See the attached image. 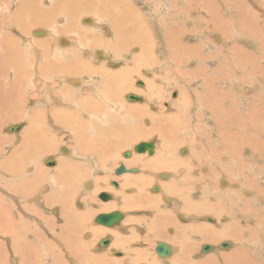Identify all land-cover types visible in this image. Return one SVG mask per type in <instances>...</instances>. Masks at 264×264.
<instances>
[{
    "label": "bare ground",
    "instance_id": "1",
    "mask_svg": "<svg viewBox=\"0 0 264 264\" xmlns=\"http://www.w3.org/2000/svg\"><path fill=\"white\" fill-rule=\"evenodd\" d=\"M13 1L12 0L9 1V5L11 6L10 8H5V10H1V8H0V26H1V30L2 29H7L6 30V34H4L5 32L0 30L1 31V33H0V48L1 49L0 50L7 51V53L9 51L11 53V54L10 53L9 54L5 53L4 55H3V53L1 54L3 56L0 58V64H1L0 67L3 68V69H1V68L0 69L3 70V71L0 72V79H3V78L5 79V77L7 75H5V76H2V75L7 74V72L5 73V71L10 66L11 63H12L11 65H16V66L12 67V68H14L13 70H15V69L17 70V68H20L19 67L20 65L18 63L19 57L17 58V56L14 54V52H15L14 51L15 47H14V44H13L14 41H13V39H10V38H12L11 36L13 35V34L11 35V31L13 30L12 28H14L12 26L15 25V26L19 27L21 25L22 27H24L23 28L24 30L27 28L28 25L35 26L36 24H45L46 27L43 26V28H40L42 30H40V29L38 30L37 27H34L33 29L28 27L29 30H31V33H30V35H27L28 36V40L25 39V41L26 40L27 41L26 42L24 41V42L25 43L30 42L31 45H32L31 47H33V51L30 50V52H29L32 55L27 54L28 50L25 53L29 57L28 58V60H29L28 66L32 67L31 69H29L30 68L29 67L28 68L29 70H25V71H28V73L30 75L29 76L30 82L28 83V87H27V89H28L27 91L28 92H26V94L24 93L25 95L16 94L17 92L21 93V90L18 89V87L16 86L18 84L15 83V82L20 81L22 79V77L21 78H16L15 80H13L11 88H12V91L16 90L15 95H16L17 98L14 99V104H12V106H9V107L7 106L9 104L5 103V101H3V103H2L1 99L3 97L0 99V107H1L0 109H2V111H3V114L0 115L1 116L0 118L2 119V117L5 116V118L7 117L9 119H12L17 114L19 116V114L25 113V115L27 114V117L29 116L28 117V122H29L28 124L30 125V128H31L29 130H37L38 129V125H40L41 123L44 125L43 112L45 110L44 109L37 110L40 107L35 109V106L32 105V103H31V106L29 105L30 108L27 109V111H26V108H28V103L26 105V101H27L26 98H28V100L34 101L35 104H39V106H43V108H45V109L47 108L48 113H47V116H46V118H47L46 124H45L46 126L49 123L50 124L54 123V125L57 124L56 125L57 129H60L62 131L70 132L73 135V137H74L76 146L78 147L77 151H73L72 149L71 150L73 152H71V151L69 152L68 151L69 152L68 153V157L69 156L72 157L73 160L69 161L68 157H67L68 159L65 158L66 162L64 163V168L61 170V171L64 172V178L65 179L66 178H70V180H68L70 182V184H69V182H67L69 184L70 191H67V190L64 189L65 186H64V184L61 181H56L57 180L56 179V175L53 174V173H50L48 175V178H50V180H47L48 183L46 181V187H50L51 185L53 186L55 183L59 184V182H61L63 184V186H62L63 188L60 187L58 189V187H57L56 189L59 190L58 193L59 192L61 193V191L64 194H68V193L73 192V191H71V188H74V183H75L74 180L76 181L77 176H75V174L73 173L72 170L78 168V170H79L78 172L84 173L83 172L84 168L80 165V163L81 164L84 163L85 165L87 164V165H90L92 167H95L96 165L93 164L94 163L93 155L96 157L97 161L100 160L99 158H102V157L107 155V152L109 151V145H110V142L112 140L111 141H107L106 140L107 142L104 141V140L100 141V142H97V141L93 140L88 135L89 133L87 134V131L90 132V131L93 130V129L90 130L89 128L90 127L92 128V125L95 124V122L93 120V118H96L95 113L98 112L100 114V110L98 111V109H100V108H103V111H105L106 109L109 108L111 110L110 112H112V110L117 112V109L119 107H122L121 106L122 104L120 105V103H115V99L113 97V95H114L113 93L116 92V91H119V89L117 87V84L119 85L120 90L122 92L124 90L133 89L134 87H132L131 84H133L132 83L133 82L132 79L134 80V78H132V76H135V77L140 76L141 72H143L145 70L147 71L146 73H148V74H149V72H148L149 70H152L154 72L153 76L151 75V77L148 78L149 80L147 79L148 82L146 83L147 86H145L146 90L144 91L147 94V96H148L149 102H147V104H141V102H137V103H140V104H137V103L136 104H132V105L126 104L122 108H124V110L127 108V110H125V111H126V114L129 117L130 116L131 117H135L136 119L140 118V123H141L142 127L139 126V127H141V128H139L140 129L139 132L137 131L138 128H137L136 131H137V133H139V135L141 134L140 135L141 137L145 138V137H149L150 135L157 134L159 137L161 136V138H162L161 142H157L156 140H149V141H145L144 140L145 142H150V141L154 142V145H155V150H154L153 154H157V156L150 158L148 160L149 161V165L147 166L149 171L152 172V174H154L155 176L158 175V174H156L159 171L158 167H160L161 171H162V170H164V168H166V166H171V167L176 168L177 166L180 165V167L183 170H185V172H186L185 174H183V177L186 178V180H189L190 173L194 172L193 170L196 169L199 165H201L200 162H204L205 164H207V163L212 164V162H215L216 164L217 163H219V164L221 163L220 166L222 165V167H220V168L221 169L223 168L222 174L223 173L226 174L227 172H230L231 169H232V171L234 169V168L231 167V162L229 161L230 163H226L225 162L226 160H231L232 163L237 166L236 167L237 170L239 168V165L240 164L242 165V163H240V164L238 163L239 161H237V159H232V157L236 158L235 156H238L239 155L238 153L241 152V151L238 152L239 151L238 150L239 149V144H238L237 140L239 139V136L237 135V131L234 130L235 128H237L240 125L239 117H238V115H235V112H236L235 111V107H237V105L234 106L233 108H229L228 109L229 110V115L227 116V117H229L232 120L236 119V125H235V123H233L234 125L227 124V123L224 125V122L221 119L218 118V113L220 112V110H225V112H228L227 109H226L227 107H223L222 103H221V101L223 102V101L226 100V96H224V94L222 93V88H224V84L229 81L228 74L225 72L226 69L222 68V67H224L223 66V62L228 63L230 61V63H232L234 65V67L231 66L232 67L231 69H237V67L239 65V62H238V60L235 57H233V56L230 57V55L232 53L230 55L229 54L225 55V54L222 53V49H224L225 52H229L230 51V49L227 48L225 43H223V45H225L223 47V45L218 44L216 40H214V41L212 39L208 40V38H207L206 41H203V39L201 38L198 42H195V43H191L190 41H187L186 39L189 37V35L188 36H186V35L188 33H190L191 30L193 31V29H191V28H190L191 30L188 29L187 25H185L184 31H179L178 33H175L174 32V28H171L169 30V32L167 33L165 28H164V26H166V25L164 23H162L160 21V19L156 18V17H159L160 15L156 16L157 11L155 10V8L159 7L162 3L164 5V3L167 2V0H163V2H162V0H146V2L144 3V5H146V6H143V7L141 6V4L143 2L142 0H87L85 2H82L80 0H63V2L62 1L58 2V4H57L58 6L57 7L55 5V6H52L51 8L44 6V4L49 3L51 0H21V2L23 3V6L20 5L21 7H19V6L16 7L15 6V2H13ZM17 1H19V0H17ZM46 1H48V2H46ZM174 1H175V5L178 4L179 1H180V4L182 6L180 5L181 8L178 7L177 9H174V8L171 7V9L169 11H172V13L175 11L176 15L179 14V16H181V17L183 16L182 18H183V22L184 23L189 20V17L193 13V16H191V17H193V19H196L198 31L210 32L212 35H214V33H215V37L214 38L219 36V34H217V33H224L225 32L226 35H228V33H231V34L234 35L233 37H235L236 34L234 33V31L238 32L239 33V36H237L238 37V42H235L233 40V38L230 39V40H233V41H230L229 39H226V40L228 42H230V43H236L235 45H237L238 51L235 52V54L237 56H241V57L245 58V60L248 63H250L252 61L251 62L252 65L249 66L248 69H244L243 70V71H245L244 73L249 74V73L254 72L255 66H256L255 65L256 62H254L255 61L254 57H256V56H255V53L252 52L250 47L253 45V42H254V40H252L253 39L252 37L256 38V34L258 33V28H257L256 20L253 17L254 15L251 14V11L249 12V8L251 6L250 3H249L250 1H248V0H199L198 1V0H196L198 2H194L193 4H190L193 0H177V1L174 0ZM167 3L170 4V1L167 2ZM65 4H66V7H65ZM126 4H127V7L125 6ZM61 5H64L65 8L63 7V10H58L59 6L61 8ZM147 6H148V9H147ZM166 6H168V5H166ZM198 6H200V8H197ZM231 8H234V9L231 10ZM164 9H165V5H164L163 10ZM56 10H58L59 13L63 12V14L65 15V16L63 15L64 22H65L64 24L65 25L64 26L61 25V27H57L56 26L57 21L55 19L56 22L53 25V27H48V26H50L49 25L50 24V19H53L51 17V15H49V14H52V12H55ZM68 10H70V11L72 10L71 13L69 12L70 14H66ZM144 10H146V11H144ZM166 10H168V9L166 8L165 11ZM180 10H182V14L180 13L181 12ZM195 11H197V12L200 11V13H197ZM79 12L80 13L82 12L84 14L85 13H89V14L95 15V16L89 15L90 17L84 18V19L82 17V21L80 20V23L81 22L85 23L84 24V28L85 29L86 28L87 29L88 28L94 29L93 26L98 29V26L101 23L104 24V26L101 28L102 31L104 32L103 34H100V33L96 34L95 33L96 35H94V36H92L93 34L91 35L93 37V41L92 42H94V46H93L94 50H92V51L90 50V48L89 49H85V48L88 47L87 44H89L90 41L81 42L82 44H84V46H85V48H84V46L82 44H79L80 42L79 41L77 42L76 39H75L74 34L77 33V32L78 33L82 32V31L79 30V27L81 25H79V27H77L75 22H74V19L77 17L78 14H80ZM13 13H14V15H13ZM160 13H161V11H160ZM166 13H167V11H166ZM224 13H226V14H224ZM46 14H47L48 17H46ZM120 14H122V15H120ZM194 14H196V15H194ZM20 15L21 16L24 15L23 17H24L25 21L22 19L23 17L21 18ZM230 15L233 16V20L235 21V26L236 27H234V24H232L231 19L228 18V17H230ZM6 16H8V17H6ZM55 16H57V15H55ZM91 16H92V18H91ZM172 17H173V14H172ZM174 20H175V18H174ZM178 21H180V20H178ZM97 24H98V26H97ZM114 25H117V27H118V29H117L118 30V34L115 32ZM172 27H174V26H172ZM229 27H232L231 31L227 32L229 30ZM23 29H21V30L24 31ZM64 29L65 30H71L70 33L72 35L71 34L70 35L72 37H70L69 35L67 36L65 34V32H64ZM29 30L26 29V32L29 31ZM181 30H183V29H181ZM94 32H95V30H94ZM44 33H45V36H48V37H50L52 39L51 40H46L47 38H43L42 35ZM28 34H29V32H28ZM24 35H26V34H24ZM39 35H40V37H36V36H39ZM202 35H207V34L204 32ZM13 36H15V35H13ZM107 37H111L112 40H108ZM83 38H84V36H83ZM152 38H155L154 46H152V43L150 42V40ZM243 38L246 40V42H243L245 44L242 45L239 40H242ZM14 40H15V38H14ZM217 40H220V39H217ZM53 41L57 45L55 47V50L50 49L53 46V45H50L51 43H53ZM81 41H82V39H81ZM83 41H85V40H83ZM110 41H113V45L112 46H110ZM211 42H212V44H211ZM14 43L16 44V42H14ZM27 44L25 46H27ZM18 45L19 44H17L16 47ZM130 45H133L135 48L137 46H140V47H143V48H142V50H140V52L138 51L139 53L137 52L138 53L137 55H135L136 53L134 54L133 50L131 52H129L130 51V48H129ZM249 45H250V47H248ZM28 46L30 47L29 44H28ZM31 47H30V49H32ZM75 47H79L82 51H85L87 53H90V52L93 53V55H94L93 59L95 60V62L97 64H89V63H87L84 60L85 58L81 59L79 57L78 53L76 54V50L78 48L76 49ZM56 48H57V50H56ZM139 49H141V48H139ZM17 50H18V47H17ZM72 51L75 52L77 60L74 61V63L69 64L70 66H66V65H63V64H58V63H55V62H52V63L48 62L47 66H49L50 69H52L56 73H60L61 72V74H63L64 77L66 76V71L68 69H70V71H72V73L70 72V74L67 75L68 77H65V78H70L69 76H71V75L74 76L75 74H80V73H83L86 76H89V75L92 76V80L91 81H89V79L87 77H85V76L82 77L83 79H85V78L87 79V82H85V84H87V88L88 89H86V91L87 92L90 91V93H94V92L96 93V91H97L96 94H97L98 98L101 97L103 99V101H105L108 105H106L104 103H101V101L100 102L98 100L96 101V98L92 94L90 95V94L87 93L88 95H82V93H81V91H82L81 83H82V80H83L82 78H79V79L74 78V79H70L69 80V81H73L74 83H76L77 85L80 86V93L79 94H77L76 92L72 91L67 86L63 87L62 90L60 89L61 91H59V93H57V90H59L58 88L60 86H62V83H60L61 81L58 80L59 77L57 78L56 77L57 75H55V73H53L54 78H55L54 80L48 81L47 79H45L46 75L41 73L40 68H41V66H46L47 56H51L52 53H60L61 55H65V53H70ZM19 52L23 53V52H25V49L23 48L22 52L21 51H19ZM20 53H19V55H20ZM80 53H82V52H80ZM122 55H125V56L122 57ZM85 57H87V56H85ZM114 58H115V60H121L120 65L124 64V65L121 66L122 67V70H121L122 72L121 73H119V71L118 72L116 71V70L119 69V67L118 68L116 67L118 65H116V63L114 61ZM223 58H226V61H223ZM30 59L33 60V63L30 62L31 61ZM235 64L237 66H235ZM109 66H111V68ZM19 72H21V70H19ZM42 72H44V69L42 70ZM241 72L242 71H240V73ZM129 74H131V75H129ZM16 75H17V73H16ZM17 77H18V75H17ZM241 77H243V76H241ZM6 78H8V76ZM89 78L91 79V77H89ZM140 78L142 79V77H140ZM143 78H145V77H143ZM8 79L12 80L10 78H8ZM164 79L168 80V82L170 84L169 88L172 87L174 89L177 88L179 90V95H178L177 98H173L174 100L169 101L170 107L168 108V110H166L168 112V114H165L164 111H160L161 114H162V117L160 116L158 118L157 115H155V114H157V112L155 113L153 109L157 110V107L161 108L160 100H158V99H160V97L164 96V94L162 92L163 86L165 84ZM197 79H199V80L202 79V81H203L202 83H203L204 86L201 84L202 85L201 89L206 87L205 88L206 89L205 95H202L201 98L194 94V92L192 91L194 89H191L192 85H191V87H188V88L191 89L192 92H190V89L188 91L187 88L185 87L186 82H190L188 80H196V81L199 82V80H197ZM97 80H100L101 83L98 84ZM111 81H113V82H111ZM114 81H117V82H114ZM41 82L43 84L42 87H41ZM194 84H196V82ZM103 85H106V86H104L105 88L103 87L104 89L102 88ZM138 85H141V84H138ZM188 85H190V84H188ZM196 85H198V83ZM26 86H27V84H26ZM2 88L4 89L3 85H2ZM31 88L32 89L35 88V89L31 90ZM99 88H101L102 90H100ZM169 88H168V85H167V89H169ZM105 89H108V90L105 91ZM197 90L198 89H196V91ZM9 91H11V89ZM68 91H71L72 94L69 93L68 94L69 96H67V95L65 96V93H67ZM108 91L109 92L112 91V94H110ZM6 92L7 91H5V93ZM31 93H37L39 95V97L34 99L32 96L29 95ZM3 94H4V91H3ZM119 94L121 96L122 93H119ZM28 95L31 98L27 97ZM103 95L106 98H104ZM129 95H135V96H137L139 98L137 100H131V101H142L143 100L142 96L136 95V94L131 93V92L126 94V98L128 100H130L129 97H128ZM70 96H72L74 98L70 99ZM211 97L213 98V101H212ZM250 98H251V96H250ZM214 100L218 101V103H215V104L218 107L220 106L219 108H221V109L216 110V108L214 106ZM233 100H232V98H228L229 106L231 104H233ZM240 100L241 101H239V104L243 100L245 102H247V107L250 106V109H251L250 117L252 119L255 118L256 116H255V111L253 110V103L250 101V99L248 100V99H245V98H242V99L240 98ZM23 101H25L24 104H22ZM19 104H21V105H19ZM76 104H80V106H78ZM31 107H33V108H31ZM194 107H196V110L194 109ZM198 108L200 109V111L198 110ZM247 110H248V108H247ZM24 111H26V112H24ZM190 111H192V113ZM189 112L192 115V116H190V114H189V116L192 117L193 118L192 120H194L196 123L195 122L192 123L191 128L187 129V131L184 130L185 132H183L184 133L183 135L179 134L181 132V130H182V126L183 125H181V123L183 124V119H185V117H186V119L189 120V117L187 115ZM257 112H258V109H257L256 113ZM161 114H159V115H161ZM164 114H165V116L163 117ZM231 114L234 117H232ZM108 116H110V115H108ZM177 116H179L181 118L184 117V118L181 119V118H179ZM203 117H204L203 120L200 119V118H203ZM21 120H23V119H21ZM192 120H189V121L192 122ZM105 122H107V121H105V120H104V122L102 121V123H105ZM212 122H213V124L215 126H217V127H214V129H213L218 135L216 137L217 138L216 140H217V142H220L222 145H221L220 149L217 148V149H215L214 152L212 151L213 153H211L212 155H210L211 159L208 160V159H204L205 157L201 158V156L205 155V153L203 151H206V149L205 150L203 149V147H204L203 144H201L200 147H198V146H196L195 148L193 147L194 149H196L195 151H193L192 150V144L193 143H192L191 139L195 138V137H201V139L203 140V138H204L203 135H205L208 132L207 128L210 126L209 123H212ZM248 122L249 121H246L244 123V125L246 126L245 128L247 130H251L252 127H254L255 125H253L252 122L250 124ZM99 123H101V121H99ZM145 123H147V125ZM148 123H150V124H148ZM20 124L23 125L22 129L11 131V126L20 125ZM27 126H28L27 122L25 123L24 120H23V122H17V123H12V124H8L7 123V125L5 127V131L10 132L11 134H15V132H19V131L22 132L23 130H26L25 128ZM51 128H53V126H51ZM64 129H67V130H64ZM85 129H89V130H85ZM106 129H107V126H106ZM193 130L195 131L196 136L193 135ZM209 130H211V129H209ZM237 130H238V128H237ZM240 131H241V129H240ZM230 132H232V133H230ZM19 134H20V132H19ZM52 136H54V135H52ZM32 137H33V135H32ZM69 137H71L70 134H69ZM254 137H255V135L252 136L251 139H253ZM47 138H51V137L48 136ZM47 138L44 139L42 137L39 138L38 135L36 136V140L38 139L40 141L43 140V139H44V141H48L49 139H47ZM132 138H134V137H132ZM115 140H116V138H115ZM50 141H52V138H51ZM128 142H129L128 140H125L124 142H122V146H127ZM137 142H138L137 144H139V141H137ZM140 142H142V141H140ZM159 143L161 144V149L162 150L160 149ZM175 143H179L178 146H176ZM33 144L36 145V143H33ZM137 144H135L132 149L131 148L129 149L130 152H131V157H130L131 159L135 155L142 154V153L153 155V154L149 153V150H147L145 152H142V153H137L135 151V146ZM48 145H50V144H48ZM182 145H185V147H183ZM242 145H243V142H242ZM179 147L183 148L184 150L182 151L181 148H179ZM1 148H3V147H1ZM53 148H55V147H53ZM68 148H69V145H68ZM187 148H188V150H187ZM243 148H244V146H243ZM46 149H47V147H46ZM49 150H51V149H49ZM63 150L64 151L66 150V153H67V149L63 148ZM259 150H261V149H259ZM186 151H188L187 156H182L180 154V153H185ZM199 151H201V152H199ZM244 151L246 153H248L249 150L246 151L244 149L243 152ZM45 152H46V150H45ZM47 152H48V150H47ZM51 152H50V155H47L45 157L43 156L44 158H43L42 161H43V163L45 165L52 166V168H55L56 165H57V160H59V157H57V156L55 157L54 156L55 154L52 152L54 154V155H52ZM10 154H11V152H10ZM123 154H124V152H123ZM242 154L244 155V153H242ZM9 155L7 157H9ZM11 155H13V154H11ZM15 156H16V154H15ZM18 156H20V155H18ZM65 157H66V155H65ZM97 157H99V158H97ZM250 157H251V155H250ZM206 158H208V156ZM253 158L255 159V157H253ZM6 159L7 158H5V160ZM105 159H106V157H105ZM136 159L139 160V158H135V161H136ZM219 159L222 160L224 163L219 162L218 161ZM240 159H241V157H240ZM244 159H246V158H244ZM255 160H257V159H255ZM189 161L195 162V164L194 163L190 164ZM241 161H242V159H241ZM29 162H31V161H29ZM128 162H129V160L127 161V163ZM30 164L34 165V163H30ZM30 164L26 165V169L29 168ZM122 164L125 165V162L124 163L122 162ZM12 165L16 166L17 164H13L12 163ZM210 166L211 165H209V168H211ZM59 167L57 168L58 172L60 171ZM97 167H95V168L97 169ZM13 168H16V167H13ZM131 168H136L137 171L136 172H126V173L123 174V175H129V174L134 175V176L129 177V180L127 182L125 181L126 182L125 184H127V183H129L131 181H138L139 180L138 179L139 178L138 175L141 174V169L142 168L139 169L140 167H138V168L137 167H130L128 169H131ZM212 168H214V166ZM212 168L210 170H212ZM220 168L218 167V169H220ZM8 169H7V172H9ZM43 169H42V171H43ZM101 169H103V168H101ZM5 170H6V168H5ZM33 170L31 168L28 171L29 174ZM98 170H99V167H98ZM172 170H174V169H172ZM200 170L202 171L201 168H200ZM34 171L36 172V169ZM40 171H41V169H40ZM178 171H180V170H178ZM214 171H216V170H214ZM12 172L13 171H11V175H12ZM45 172H46V170H45ZM180 172H182V171H180ZM211 172H213V171H211ZM165 174L166 173H163V175H165ZM202 174H203V172L200 174V176ZM215 174H217V173H215ZM227 174H229V173H227ZM43 175L45 176V174H43ZM77 175H78V173H77ZM159 175H161V174H159ZM178 175L180 176V174H178ZM140 176H143V175H140ZM174 176H175V174H174ZM208 176H210V175H207V177ZM1 177H2V175H1ZM57 177L60 179V177H61L60 173L57 175ZM164 177L165 178L166 177L169 178V177H171V175H169V174L167 175L166 174V176H164ZM201 177H203V176H201ZM207 177H206V181H209V179ZM16 178H19V176H17ZM20 178H22V177H20ZM30 178L32 180L31 184H33L32 186H34L35 182L37 180L36 176L35 175H31ZM7 179H9V178H7ZM26 179H28V176H27V178H25V180ZM119 179L121 180V178H119ZM194 179H199V177L196 176ZM18 180H20V179H18ZM228 181H226V182L228 183ZM95 182H97V184H99V183L102 184L101 178H96ZM140 182L143 183V181H140ZM5 183H7V182H5ZM27 183L29 184V181ZM37 184H38V182H37ZM109 184H111V181L109 182ZM114 184L116 185V186L113 185L114 188H119L117 186L116 182H114ZM223 184H225V183H223ZM231 184H232V187H233V181H231ZM14 185H12V186H14ZM84 185H86L88 187L89 183L86 182ZM140 185H141V183H140ZM0 186L2 188V185H0ZM152 186L153 185H151V187ZM154 186H157V185H154ZM4 187H5V185L3 186V188ZM17 187H20V186H17ZM36 187H38V185ZM42 187H44V186H42ZM123 187H124V183H123ZM23 188H25V187H23ZM43 189H45V188H43ZM56 189H53V190H56ZM91 189H93V187ZM109 189H112V188H109ZM119 189H121V188H119ZM158 189H161V187L159 186ZM183 189H185V188H183ZM183 189H178L177 188V190L174 189V192L178 196L182 195L183 193L186 194V191L183 190ZM12 190H14V189H12ZM31 190H32V187H31ZM140 190L141 189H139L138 186H133V185L125 186V192L128 193V196H131L132 199H133V204H132L133 208L139 209V208H143L144 206L145 207L150 206L151 208H153L155 206L154 203H151V202L146 203L147 202L146 200H149V199H147L148 197L143 195V193L140 192ZM223 190H225V189L223 188ZM25 191H28V188L23 189V191H21L22 194H23L22 196H18L17 194H13L12 192H10L8 190H7V193H5V192L3 193L2 190L0 189V264H66V260L69 261V259L72 260V261H70V263H67V264H77L76 263L77 261H79L81 263V261H80L81 256H79V254H80L79 253L80 252L79 248L81 246H83V245L81 243H79L78 241H76L75 238H74V235H75V232H76L75 227H74L73 236H72V239H71L72 243L68 242V244H67L68 247L67 248H65V247L64 248L63 247L62 248L57 247L56 246L57 244H55L54 240L53 239L51 240V237L49 236L48 231H50L49 228H50L51 222H48V220H49V218L50 219L52 217L54 218V216H52V215H54V213H56L55 209H53L54 207H51V206H54V202L53 201L50 202L49 199H48L50 191H47L46 193H44L42 191V189H39L36 192L34 191V193H32V194L29 193V195H28L29 191L28 192H25ZM112 191H113V189H112ZM132 191H134V192L132 193ZM170 191H172V186L170 188ZM251 191H253V190H251ZM103 192H106V191H102L101 193H103ZM261 192H262V190H261ZM119 193H121V191ZM235 193H237V192H235ZM248 193L251 196H255L254 194H251V192H247V194ZM114 197H115L114 194L112 192L108 191L106 198H101V196L99 198H101L102 200L107 202V200L112 201L114 199ZM165 200L167 202H169V203H176L177 202L176 198L168 197V196H166ZM100 201H98V203H100ZM110 201H109V203H110ZM130 201H131V199H130ZM44 203L48 207H50V209H46V208L44 209V207H43ZM131 203L132 202H130V204ZM81 204L83 205V203H81ZM126 204H128V203H126ZM190 204L195 206L194 201H192V203H190ZM115 205H116V203H115ZM215 205H217L218 208H216ZM83 206H85V205H83ZM221 206H222V208L220 207L219 204H217V203L213 204L212 203V204L207 205L204 208V209H208V211L210 210L211 212H213L212 214H203V215H200V216L194 215V216H196L199 219L203 218L204 219V221H203L204 224L208 225L210 227V228H207L209 230L208 232L206 231V229L204 231H202L203 229H201L202 237H200L197 234L199 236V238H201L203 240H207V241H204V242L199 244V251L201 253V256H206V257L203 258V259H200L199 261L197 260V262H195L194 264H214V263H217L218 256H216L215 253L213 254V252L215 250L216 251L220 250L221 248H227V247H224L222 245L223 243H229L230 245H232L234 242L231 243L229 241V238L233 239L236 243H239L238 245H240V247L239 246L235 247V248H233L231 250V252H228V253H226L227 251H223V252H221V254L224 253L223 255L226 256V258L234 256L235 254L236 255H244L245 254V255L249 256V253L246 250L244 245H247L248 242H251V240L249 239L250 236L247 233L244 232V229L247 228L249 230V233L253 234L254 231L252 229V226H249V224H248V226H245V225L241 224L239 221L236 222V220H234L232 222L233 219H231V217H233V216H231L230 213H228L230 215L226 216V214H224V212H223L224 211L223 210V208H224L223 204H221ZM18 207L20 208V210H21V212L23 214H21L20 212L16 211V209ZM105 207L107 208V206L104 205L99 210H102ZM69 208H71V207H69ZM66 209H67V212H68V213L66 212L67 213L66 216L68 218V215H69L68 219H71V216H72L71 215V209H69V211H68V208H66ZM83 209L85 210V208H83ZM241 209H243V213L247 214L246 216L249 218L250 221L251 220L253 221V220L258 218L259 225L261 226V232L264 231V214H259L258 215V212H259L258 209H257L256 206L254 207V206L251 205V201L249 202L248 200H246V205H244V207H242ZM241 209H240L239 212H242ZM252 210H254L253 214L251 213ZM122 211H124V210H122ZM131 211L133 212L135 210H130V212ZM137 211L138 210H136L134 213H131L130 216L131 217L134 216V214ZM162 211H164V210H162ZM248 211H250L249 214L247 213ZM84 212H82V213L79 212L78 213V211L75 210V212H74L75 213V217L76 218H82L81 216L84 215ZM105 212H107V214L108 213L109 214H114V216L112 217L111 222L108 223V224H104V223L96 221V217L98 215L104 213V212L97 213L94 216L95 218H93V217L92 218L94 219L95 223L102 224V225H105V226L110 227V228L111 227L115 228L116 226L121 225V220L124 217V213H127V214L130 213V212H126V211H124V213H122L121 209H117V210H114V211H111V212H108V211H105ZM217 212H220V214H221L220 218H219V216L214 214V213H217ZM158 213L156 212V214H158ZM181 214L182 215L181 216L179 215V216L182 219L185 218V217H189L188 214L187 215L184 214V213H181ZM25 215H30L31 217L35 218L38 221L39 225H37L38 223L37 224L34 223L33 219L26 218ZM172 218H173V216H172ZM224 218H228V220H229L227 224L222 225L221 228H220L222 230H225V232L218 231L219 227L216 228L214 226H211L212 224H214V220L217 222V221H220L221 219H224ZM159 219H162V220L163 219H167V214L163 213V214L159 215ZM62 220H64V219H62ZM133 220H135V218H133ZM140 220H142V219H140ZM153 221H155V220H153ZM188 223H190V222H188ZM179 224H180V222H179ZM156 225H157V228H158L159 225L157 223H156ZM79 226L81 227V223H80ZM131 226H133V225H131ZM170 226L172 227V230L170 232L173 233V236L170 235V237H168L169 239H172V238L174 239V235L178 236V234H182V233H178V231L175 230V227H173L174 225H171V223L169 224V227ZM144 227H145V225H144ZM42 228L45 229L44 232L42 231ZM95 228H96L97 231L107 232V231H105V228H102V226L98 227V225H97V227H95ZM146 228L147 227H145V229ZM226 228H228V230H226ZM153 230H155V229H153ZM70 231H72V227H71ZM84 231H85V229H84ZM131 232H132V230H131ZM128 233L131 234V235L133 234V233H130L129 231H128ZM157 233H160V228L157 229L156 234ZM242 233H244L246 235L245 238L243 237ZM30 234L32 236H30ZM217 235H223V236L221 237L222 239L218 236L221 240L217 244H214V242H215L214 238H217ZM104 236H106V235H104ZM115 236H117V235H115ZM119 236H121V235H119ZM129 236L130 235H128V237ZM162 236H164V235H162ZM69 237H70V234H67L64 239H66V240L70 239ZM52 238L56 239L55 236H52ZM105 238H107V237H105ZM110 238H111V235L108 234L107 242H109ZM130 238H131V236H130ZM145 239H148V238H145ZM158 239H160V238H158ZM181 240H184V235L183 234L181 235ZM62 241H64V240H62ZM90 241H91V239H90ZM164 241H166V240H164ZM156 242H158V241H156ZM151 243H153V242H151ZM161 243L162 244L168 243V244L171 245L170 246L168 244H165L169 248V253L168 254L160 253L158 251V247H156L157 248L156 250H157L158 254L161 257H167V256H169L171 254V252L174 254V251H175L174 250V246L170 242L166 241L164 243L162 241H159L158 242V246ZM114 244H115V242H114ZM251 244H252V242H251ZM205 245L211 246V250L204 251L203 248H204ZM99 246H101L100 243H99ZM182 246L183 245H181V247ZM189 246L190 245H188L187 248ZM88 247H91V246H88ZM110 247H111V245H110ZM71 249H73V250H71ZM138 249L140 250V248H138ZM109 250H111V248ZM116 250H118V249H116ZM177 250H179V249H177ZM57 251H59V253ZM61 251H62V253H61ZM119 251H122V252L125 253V249L124 248H120ZM180 251L178 253H180ZM155 253H153V255L158 260L159 257ZM229 253H231V254H229ZM99 254H102V253H99ZM145 254H147V253L145 252ZM187 254H189V253H187ZM92 255H93V253H92ZM175 255H176V253H175ZM180 255H182V254H180ZM236 255H235V257H236ZM104 256H105V254L103 255V258H104ZM82 257H83V255H82ZM127 257H129V256H127ZM189 257H191V256H189ZM87 258H89V257H87ZM103 258H101V260ZM222 258H224V257L222 256ZM138 259H139V257H138ZM133 260H134V258H133ZM224 260L226 261L225 258H224ZM102 261H104V260H102ZM231 261L233 262L234 260H231ZM95 262L98 263L99 259L98 260L96 259ZM229 262H230V260H229ZM235 262L237 264H246L247 261H246L244 256L243 257L237 256V258L235 259ZM262 264H264V263H262Z\"/></svg>",
    "mask_w": 264,
    "mask_h": 264
},
{
    "label": "rangeland",
    "instance_id": "2",
    "mask_svg": "<svg viewBox=\"0 0 264 264\" xmlns=\"http://www.w3.org/2000/svg\"><path fill=\"white\" fill-rule=\"evenodd\" d=\"M9 1H11V0H0V8H1V10H5V8H10L11 7L9 5ZM61 1L63 2V0H51L49 3L44 4V6L51 8L52 6H55L56 5V7H57L58 6L57 5L58 2H61ZM80 1L85 2L87 0H80ZM142 1L143 2L141 4V6L142 7L143 6H146V5H144V3L146 2V0H142ZM169 1H170V4L167 3ZM169 1L167 0V2L164 3L165 9L166 8L168 9V10H166L167 13H166L165 9L163 10V8H164L163 3L160 5L162 8L160 6L157 7V8H155V10L157 11L156 16H159L160 15L159 17H156V16L155 17L158 18V19H160V21L166 25V26H164V28H165V30H166L167 33L169 32V30L171 28H174V32L175 33H178L179 31H184L185 25H187L188 26V29H190V28L193 29V31L190 29L191 32L186 35V36L189 35V37L186 39L187 41H190L191 43H195V42H198L201 38L203 39V41H206L207 38H208V40H211V39L213 41L216 40L217 43L220 44V45H223V43H225V45L227 46V48L230 49V51L229 52H225V50L222 49V53L225 54V55H228V54L230 55L232 53L230 55V57L231 56L235 57L238 60V62H239V65H238L239 68L237 67V69H231L232 68L231 66L234 67V65L232 63H230V61L228 63L223 62V66L224 67H222V68H225L227 70V71L225 70V72L228 74V78H229V81L228 82L229 83L231 82V83L230 84L228 82L225 83L224 84V88H222V93L224 94V96H226V100L223 101L224 103L221 101V103H222V106L223 107H227L226 109H227L228 112H225V110H220V112L218 113V118L221 119L224 122V125L226 123L227 124H232V125H234L233 123H235V125H236V119L232 120V119H230L227 116L229 115V110L228 109L229 108H233L234 106L237 105V107H235V111H236L235 112V115H238L239 120H240V125L237 127L238 130H237V128H235L234 130L237 131V135L239 136V139L237 140V142L239 144V149H238L239 151L238 152L241 151L242 153H244V155H243L240 152V153H238L239 155L237 154L238 156H235L236 158H233L232 157V159H237V161H239L238 162L239 164L242 163V165L241 164L239 165L238 170L236 168L237 166L235 164H233L231 160H226L225 161L226 163H230L231 162V167L234 168L233 171L231 169L230 172H227L229 174H227V173L226 174L225 173L222 174L223 168L222 169L220 168V167H222V165L220 166L221 163L220 164L219 163L216 164L215 162H212V164L207 163L208 164L207 165L204 162H200L201 165L202 164L203 165L202 166L199 165L198 166L199 168L197 167L196 169H194L193 170L194 172H191L190 173L189 180H186V178L183 177V174H185L186 172H185V170H183L180 167V165L177 166L176 168L171 167V166H166V168H164V170H162V171H161V168L158 167V169H159L158 172L159 173L158 172L156 173L158 175L155 176L154 174H152V172L149 171V169L147 167L149 165V161L148 160L150 158H152V157L157 156V154L149 155V154L142 153V154L135 155L134 157H132V159L131 158H125L123 156V152H126L127 150L130 151L129 149L130 148L132 149L134 147V145L138 143L137 141H139V143H140V141L143 142L144 140L145 141L156 140L157 142H161V139H162L161 136L159 137L157 134H153V135H150L149 137H145V138L141 137L140 136L141 134L139 135V133H137V131L139 132V130H140L139 128L142 127V125L140 123V118L139 119H136L135 117H131V116L129 117L126 114V111H125V110H127V108L125 110H124V108H122L126 104L132 105V104H136L137 102H141V104H147V102H149L148 96H147V94L144 91L146 90L145 89V86H147L146 83L149 80L148 78H150L151 75L153 76L154 72L152 70H149L148 71L149 74H148V73H146L147 71L145 70V71L141 72V75L142 76L141 75L140 76H137V77L132 76V78H134V80H135L134 81L132 79L133 82L131 81L133 83V84H131L132 87H134L133 89L124 90L122 92L120 90L119 85L117 84V87H118L119 91L114 92L113 93L114 94L113 97L115 99V103H120V105L122 104L121 105L122 107H119L118 108L119 110L117 109V112L116 111H113V110H112V112H110L111 110L109 108L106 109L105 111H103V108H100V109H98V111L100 110V114L98 112L95 113L96 118H93L95 124L92 125V128L91 127L89 128L90 130H92V129L93 130L90 131V132L87 131V134L89 133L88 135L93 140H95L97 142H100V141H103V140L104 141H106V140L107 141H111L112 140L110 142V145H109V151L107 152V155L106 156H104L102 158L97 157V158L100 159L99 161H97L96 157L93 155V161H94L93 164L96 165V166L94 165L95 167L98 166L99 167V170H98V167L96 169L95 167H92V166L87 165V164L85 165L84 163H82V164L80 163V165L84 168V171H83L84 173L78 172L79 171L78 168L72 170L73 173L75 174V176H77V178H76V181L74 180V182H75L74 183V188H71V191H73V192L68 193V194H64V193H62V191H61V193L60 192L58 193V191H59L58 189L60 187H62L63 184H64V186H65L64 189L67 190V191H70V187H69L70 182L68 181V180H70V178H66L65 179L64 178V172L61 171V170L64 168V163L66 162L65 161V158L68 157V153L70 151L73 152V151H77L78 150V147L76 146V143H75V140H74L73 135L70 132H68V131H62L60 129H57V126H56L57 124L54 125V123H51V124L49 123L46 126L45 125L46 124V120H47L46 116H47V113H48L47 108L45 109V108H43V106H39V104H35L34 101L28 100V98H26V100H27L26 101V105L28 103V108H26V111H27V109L30 108L29 105L31 106V103H32V105L35 106V109H37L38 107H40L37 110H40V109H44L45 110V111L43 110L44 111L43 112L44 125L41 123L40 125H38V129L37 130H29V129H31L30 128V125L28 124L29 123L28 122V117L29 116L27 117V114L25 115V113L19 114V116L17 114L16 116H14V118H12L13 120L12 119H9L7 117L5 118V116H3L2 119L0 118V177L2 175V177L0 178V181L2 180L0 182V185H2V188L0 186V189L2 190L3 193L4 192L7 193V190H8V191L12 192L13 194H17L18 196H22L23 194H22L21 191H23V189H26V188H28V191H29V192L28 191H25V192H28V195H29V193L32 194V193H34V191L36 192L39 189H42V191L44 193H46L47 191H50L49 198L48 199H49L50 202L51 201L54 202V206H51V207H54L53 209H55V212L56 213H54V215H52V216H54V218L52 217L51 219L49 218V220H48V222H51L50 228H49L50 231H48L49 236L51 237V240L53 239L54 242H55V244H57L56 245L57 247H60V248H62V247L64 248L65 247V248H67L68 247V245H67L68 242L72 243V240L71 239H72L73 231H74V227H75L76 232H75L74 238H75L76 241H78L79 243H81L83 245V246H81L79 248L80 249L79 256H81V259H80L81 263L79 261H77L76 262L77 264H79V263L80 264H94V263L95 264H104V263L105 264H132V263L133 264H135V263L136 264H138V263L139 264H143V263L144 264H156V263L157 264H181V263L182 264H190V263L191 264H194L195 262H197V260L199 261L200 259H203V258L206 257V256H201V253L199 251V244L202 243V242H204V241H207V240H203V239L199 238V236L202 237L201 229H203L202 231H204L206 229V231L208 232L209 230L207 228H210L208 225H205L204 224V222H203L204 219L203 218H201L202 219L201 220V219L197 218L194 215L200 216V215H203V214H212L213 212H211L210 210L208 211V209H204L207 205L212 204V203L213 204H216V203L219 204L221 208H222L221 204H223V206H224V208H223L224 211L223 212H224V214H226V216L227 215H230V214H231V216H233V217H231V219H233L232 222L234 220H236V222L239 221L241 224H243L245 226H248V224H249V226H252V229L254 231V233L251 234V233H249V230L247 228L244 229V232L247 233L250 236L249 239L251 240V242L253 244L252 245L251 242H248L247 245H244L245 248H246V250L249 253V256H247L245 254L244 255H236L235 254L236 257L234 255V256H231V257L226 258V256L223 255L224 253L221 254V252H223V251H227L226 253H228V252H231V250L233 248L238 247V246L240 247V245H238L239 243H236L233 239L229 238V241L231 243L234 242L232 245H230L227 248H221L220 250H217V251L215 250L213 252V254L215 253V255L218 256L217 263H214V264H237L235 262V259L237 258V256H240V257H243L244 256L245 259H246V261H247L246 264H262V263H264V253H263L264 252V231L261 232V226L259 225L258 218L255 219V220H253V221L252 220L250 221L249 218L246 216L247 214L243 213V209L244 208L243 209H241V208L244 207V205H246V200H248L249 202L251 201V205L252 206H254V207L256 206L257 207V209L259 211L258 212V215L259 214H264V159H263L264 158V63H263L264 62V51H263L264 50V0H248V1H250L249 3L251 5L250 8H249V12L251 11V14L254 15L253 17L256 20L257 28H258V33L256 34V38L252 37L253 38L252 40H254L253 45L251 47H250V45L248 46V47L251 48L252 52L255 53V56L256 57H254L255 58L254 59L255 60L254 62H256L255 63V65H256L255 66V70L256 69L257 70L256 71L254 70V72L249 73V74L244 73L245 71H243V70L244 69H248L249 66L252 65L251 64L252 61L250 63H248L245 60V58H243L241 56H237L235 54V52L238 51V47H237V45H235L236 43H230V42H228L226 40V39H229L230 40L231 38H233V40L235 42H238V37H237V36H239V33L238 32H235L234 31V33L236 34L235 37H233L234 35L231 34V33H228V35H226V33L224 32V33H217V34H219V36L216 37V38H214L215 37V33H214V35H212L210 32L198 31L197 21H196V19H193V17H191V16H193V13L189 17V20L186 21L187 23L186 22L184 23L183 22V18H182L183 16L181 17V16H179V14H177L178 15L177 16L175 11L173 13H172V11H169L171 9V7L174 8V9H177L178 7L181 8L182 5L180 4V1L176 5H175V1L174 0H169ZM198 1L193 0L190 4H193L194 2H198ZM13 2H15V6L16 7L23 6V3L21 2V0H19V1L14 0ZM46 2H48V1H46ZM162 2H163V0H162ZM166 5H168V6H166ZM125 6L127 7V4ZM63 7H64V5H61V8L59 6L58 10H63ZM65 7H66V4H65ZM197 8H200V6H198ZM147 9H148V6H147ZM233 9L234 8H231V10H233ZM58 10H56L57 12L55 11V12H52V14H49V15H51V17L53 19H50V24H49L50 26H48V27H53V25L55 24L56 21H57V23H56V26L57 27H61V25L62 26L65 25L64 24L65 23L64 22V17H63L64 14H63V12L59 13ZM71 11L68 10L66 14H70ZM144 11H146V10H144ZM160 11H161L162 14L160 13ZM180 11L179 12L182 14V10H180ZM195 12H197V11H195ZM197 13H200V11H198ZM85 14L81 12L74 19V22H75V24H76L77 27H79V25H81L79 27L81 29H79V30L82 31L81 33H78V32L75 33L74 36H75L76 41L77 42L78 41L80 42L79 44H82L81 42L90 41V43L87 44V46H88L87 48H85L84 44H82V45L84 46L85 49H89L90 48V50L92 51V50H94V47H93L94 46V42H92L93 41V37L92 36H94V35H96L98 33L103 34L104 32L102 31L101 28L104 26V24L101 23L99 26L97 24L98 29L95 28L94 26H93L94 29H92V28H88V29L86 28L85 29L84 28V24L85 23L84 22H81L80 23V20L82 21V17L83 18H88V17H90L89 15L95 16V15L89 14V13H85ZM172 14H173V17H172ZM224 14H226V13H224ZM13 15H14V13H13ZM55 15H57V16H55ZM120 15H122V14H120ZM194 15H196V14H194ZM23 16H21V18ZM92 16H91V18H92ZM6 17H8V16H6ZM46 17H48L47 14H46ZM174 18H175V20H174ZM228 18L231 19L232 24H234V27H236L235 26V21L233 20V16L230 15V17H228ZM22 19L24 20V17ZM55 19H56V21H55ZM178 20H180V21H178ZM43 26H45V24H36L35 26L28 25L26 29L29 30V28L33 29L34 27H37L38 30H39L40 28H43ZM172 26H174V27H172ZM12 27H14V28H12L13 30L11 29L12 30L11 31V35L13 34L15 36H13V35L11 36L10 35L12 38H10V37L9 38L10 39H13V41L16 42V44L13 42L14 47H15L14 48V51L17 53L16 54L14 52V54L17 56V58L19 57L18 63L20 65L19 66L20 68H17L18 71L16 69H15L16 71L13 70L14 68H12V67H14L16 65H11L12 64L11 63L10 66L5 71V73L7 72V74H4L2 76L7 75L8 78H10L12 80H9L8 78H6L7 76L5 77V79L4 78L3 79H0V82L2 83V84L0 83V99L3 97L1 99V101H2V103H3V101H5V103L9 104V105H7L8 107L9 106H12V104H14V99L17 98L16 95H15L16 90L15 91H12V88H11L12 81L13 80H15L16 78H21L22 77V79L20 81L15 82V83H17L19 85V86L16 85L18 87V89L21 90V93L20 92H17L16 94L25 95L26 92H28L27 91L28 90L27 87H28V83L30 82V79H29V76L30 75H29L28 71H25V70H29V69L32 68L31 66H28V64H29L28 63L29 62L28 58L29 57H28L27 54L32 55L29 52H30V50L33 51V47H31L32 46L31 43L30 42H27L32 49H30V47L28 46V44L25 43L28 40V36L27 35H30L31 30H29V31L26 32V29L24 30L23 29L24 27H22L21 25L19 27H17V26L14 25ZM114 28H115V32L118 34V30H117L118 27H117V25H114ZM231 28L232 27H229V30L227 32H230L231 31ZM21 29H23L26 33L24 31H22ZM181 29H183V30H181ZM0 30H1V26H0ZM6 30L7 29H2L1 31L5 32L4 34H6ZM40 30H42V29H40ZM94 30H95V32H94ZM1 31H0V33H1ZM70 31L71 30H65L64 29L65 34L67 36L69 35L70 37H72L71 36L72 34L70 33ZM28 32H29V34H28ZM204 32L207 35H202ZM24 34H26V35H24ZM83 36H84V38H83ZM13 37L15 38V40H14ZM36 37H40V35L39 36H36ZM42 37L43 38H47L46 40H51L52 39V38H50L48 36H45V33L42 35ZM25 39H27V40L25 41ZM81 39H82V41H81ZM107 39L108 40H112L111 37H107ZM217 39H220V40H217ZM83 40H85V41H83ZM233 40H230V41H233ZM239 41H240V43L242 45L245 44L243 42H246V40L244 38L242 40H239ZM150 42L152 43V46H154V44H155V38H152L150 40ZM17 44H19L17 46L18 47V50H17V47H16ZM26 44H27L28 47L25 46ZM211 44H212V42H211ZM50 45H53L52 48H50V49L55 50V47L57 46L56 43L53 41V43H51ZM112 45H113V41H110V46H112ZM225 45H223V47ZM132 46L133 45H130L129 46V48H130V51L129 52H131L133 50L134 51V54L136 53L135 55H137L140 52V50H142V48H143V47H140V46H137L136 48L134 46L133 47ZM23 48L25 49V52L20 53L19 51L22 52ZM57 48H56V50H57ZM75 48L76 49L78 48L76 50V54L78 53V55H79V57L81 59H84L85 58L84 60L87 63H89V64H97L95 62V60L93 59V57H94L93 53H91V52L90 53H87L85 51H82L79 47H75ZM139 48H141V49H139ZM26 51H27V54H25ZM80 52H82V53H80ZM2 53L4 55L5 53L6 54H9L10 52L8 51V53H7V51L0 50V58L3 56V55H1ZM19 53H20L21 56L19 55ZM76 54H75L74 51H72L70 53H65V55H61L60 53H52L51 56H47L46 66H41V68H40L41 73H43V74L46 75V78L45 79H47L48 81H52V80L55 79L53 73H55V75H57L56 76L57 78L59 77L58 80L61 81L60 83H62V86H60L61 88L60 87L58 88L59 90H57V93H59V91H61L63 89V87H66L67 86L69 89H71L72 91H74L77 94H79L80 93V86L77 85L76 83H74L73 81H69V80L70 79H74V78L79 79V78H82L84 76L87 77L89 79V81L92 80V76H90V75L89 76H86L83 73L75 74L74 76L71 75V76H69L70 78H65V77H68L67 75L70 74V72L72 73V71H70V69H68L66 71V76L64 77L63 74H61V72L60 73H56L52 69H50L49 66H47V63L48 62L49 63L55 62V63H58V64H64V65H65V63H66V65L71 64V63H74V61L77 60L76 59ZM81 55L82 56L84 55V56L82 57ZM85 56H87V57H85ZM124 56L125 55H122V57H124ZM30 60H31L30 62L33 63V60L32 59H30ZM114 61H115L116 65H118L116 67L117 68L119 67V69L116 70V71L117 72L119 71V73H121L122 72L121 71L122 70V67L121 66L124 65V64L120 65L121 60H115V58H114ZM223 61H226V58H223ZM235 66H237V65L235 64ZM109 67L111 68V66H109ZM1 69H3V68H1ZM1 69H0V72L3 71ZM43 69H44V72H42ZM19 70H21V72H19ZM240 71H242V72L240 73ZM16 73H17L18 77H17ZM129 75H131V74H129ZM241 76H243V77H241ZM89 77H91V79ZM140 77H142V79ZM143 77H145V78H143ZM197 80H199V79H197ZM140 81L143 84L138 85L137 83L140 82ZM188 81H190V82H186V84H185V87L187 88L188 91L190 89L188 87H191V85H192L191 89H194L192 91L194 92V94L196 96H199L201 98L202 95H205V91H206L205 88L206 87H204V88L201 89V87L203 85L202 79H200L199 82L196 81V80H188ZM194 81L196 82V84L198 83V85L194 84L195 83ZM85 82H87V79L86 78L83 79L82 80V83H81V87H82L81 93H82V95H88V94L91 95L92 94L96 98V101L98 100L99 102L101 101V103H104V104L108 105L105 101H103V99L101 97L98 98V96L96 94L97 91H96V93L95 92L94 93H90V91L87 92L86 89H88V88H87V84H85ZM97 82H98V84L101 83L100 80H97ZM111 82H113V81H111ZM114 82H117V81H114ZM164 82H165V84H164L163 90H162L164 96H162V97H160V99H158V100H160L161 108L160 107H157V110L156 109H153L155 113L157 112V114H155V115H157L158 118L160 116L162 117V114H161L160 111H164L165 114H168V112L166 110H168V108L170 107L169 101L174 100L173 98H177L178 95H179V90L177 88H175V89L172 88V87L169 88V85L170 84H169V82H168L167 79H164ZM26 84H27V86H26ZM188 84H190V85H188ZM2 85H3V87H4L5 90L2 88ZM167 85H168V88L169 89H167ZM42 86H43V84L41 82V87ZM104 86H106V85H103L102 88ZM9 88L11 89V91H9L10 90ZM33 89H35V88H33ZM33 89L31 88V90H33ZM99 89L102 90L101 88H99ZM191 89H190V92H192ZM196 89H198V90L196 91ZM2 90L4 91V94H3V91ZM106 90H108V89H105V91ZM5 91H7V92L5 93ZM130 92L131 93H134L136 95L142 96L143 97V100L142 101H131V100H128L126 98V94H128ZM69 93L72 94L71 91H68L67 93H65V96L66 95L69 96L68 95ZM109 93L112 94V91L109 92ZM119 93H122L121 94L122 97L120 96ZM31 94H29V95L32 96L34 99L39 97V95L37 93H31ZM29 95L27 97H30ZM250 96H251V98H250ZM103 97L106 98L104 95H103ZM71 98H74V97L70 96V99ZM228 98H232V100L234 99L233 100V104H231L230 106H229ZM240 98L241 99L242 98H245V99H248V100L250 99V101L253 103V110L255 111V116H256L255 118L252 119L250 117V111H251V109H250V106L247 107V102H245L243 100L239 104V101H241ZM211 99L213 101V98L212 97H211ZM24 102L25 101H23L22 104H24ZM215 103H218V101L217 100H214V106H215L216 110L221 109V108H219L220 106L218 107ZM137 104H140V103H137ZM19 105H21V104H19ZM76 105L80 106V104H76ZM31 108H33V107H31ZM247 108H248V110H247ZM194 109L196 110V107H194ZM257 109H258V112L256 113ZM198 110L200 111L199 108H198ZM26 111H24V112H26ZM190 112L192 113V111H190ZM190 112L187 115L189 117V120H192L193 118L190 117V116H192ZM158 113L161 114V115H159ZM1 114H3L2 109H0V115ZM165 114L163 115V117L165 116ZM189 114H190V116H189ZM108 115H110V116H108ZM231 116H232V114H231ZM177 117H179V116H177ZM232 117H234V116H232ZM102 118L105 121H107V122L102 123V121L104 122V120ZM179 118H181V117H179ZM183 118L184 117H182L181 119H183ZM21 119H23L25 123L27 122V125L28 126L25 128L26 130H23L22 132L19 131L20 134H19V132H15V134H11L10 132L5 131V127H6L7 123L8 124H12V123H17V122H23V120H21ZM200 119L203 120L204 117L203 118H200ZM189 120L186 119V117H185V119H183V124L180 122L181 125H183V126H182V130H181V132L179 134H182L183 135L184 134L183 132L187 131V129H190L191 126H192V123L195 122L194 120H192V122L189 121ZM99 121H101V123H99ZM246 121H249L248 122L249 124L252 122V124L255 125V126L252 127L251 130H247L245 128L246 126L244 125V123ZM145 124L147 125V123H145ZM148 124H150V123H148ZM209 125L210 126L207 128V131L208 132L205 135H203L204 136L203 140L201 139V137H195V138H192L191 139V141L193 143L192 144V150L193 151L196 150V149H194L196 146L200 147L201 144H203V146H204L203 149L204 150L206 149V151H203L205 153V155L201 156V158H204L205 157L204 159H208V160L211 159V156H210V155H212L211 153H213L215 151V149H217V148L220 149V147L222 145L220 142H217V140H216L217 138L216 137L218 135L213 130L214 127H217V126H215L213 124V122L212 123H209ZM51 126H53V128H51ZM106 126H107V129H106ZM139 126H141V127H139ZM137 128H138V130H137ZM89 129H85V130H89ZM209 129H211V130H209ZM240 129H241V131H240ZM64 130H67V129H64ZM230 133H232V132H230ZM51 134L54 135V136H52ZM69 134H70L71 137H69ZM32 135H33V137H32ZM37 135L39 136V138L42 137L44 139L49 136V137L52 138V141H50L51 138H47V139H49L48 141H44V139L41 140V141L38 140V139L36 140V136ZM193 135L196 136L194 130H193ZM254 135H255V137L253 139H251V137L254 136ZM132 137H134V138H132ZM115 138H116V140H115ZM125 140H128L129 141L128 142V145L127 146H122V142H124ZM242 142H243V145H242ZM33 143H36V145H34ZM48 144H50V145H48ZM67 144L69 145V148L70 149L68 148V145ZM175 144H176V146H178L179 143H175ZM159 145H160V149H161V144L159 143ZM182 146L185 147V145H182ZM243 146H244V148H243ZM1 147H3V148H1ZM46 147H47V149H46ZM53 147H55V148H53ZM181 147H179V148H181ZM63 148L67 149V153H66V150L65 151L63 150ZM49 149H51V150H49ZM244 149L246 151L249 150L250 152L249 151H248V153H246L245 151L243 152ZM259 149H261V150H259ZM45 150H46V152H45ZM47 150H48V152L49 151L50 152L52 151L55 155L52 152L51 153L55 157L56 156L59 157V160H57L56 167L57 166L58 167L60 166L59 168H60V171L61 172L60 171L59 172L57 171V168L58 167L56 168L54 166L55 168H52V166H47V165H45L43 163V161H42L43 158L45 156H47V155H50V152L48 153ZM187 150H188V148H187ZM10 152L13 155H11ZM199 152H201V151H199ZM15 154H16V156H15ZM180 154L182 156H187L188 151H186L185 153H180ZM8 155H9V157H7ZM18 155H20V156H18ZM65 155H66V157H65ZM250 155H251V157H250ZM207 156H208V158H206ZM105 157H106V159H105ZM240 157H241L242 161H241ZM253 157H255V159H257L258 161L255 160ZM5 158H7L8 160L7 159L5 160ZM68 158L67 159L69 161H72L73 160V158L70 157V156ZM135 158H139V160L136 159V161H135ZM244 158H246V159H244ZM128 160H129V162L127 163ZM29 161H31V162H29ZM218 161L224 163L220 159ZM122 162L123 163L125 162V166H127V167H140L139 169L142 168L140 175H143V176L138 175L139 176V178H138L139 180L138 181H131V182L125 184L129 180V177L134 176V175H131V174H129V175H117L116 174L115 169L118 168L120 166V164H122ZM12 163L13 164H17L18 166L17 165L16 166L15 165H12ZM30 163H34V165L33 164H30ZM189 163L190 164L191 163H194L195 164V162H192V161H189ZM28 164H30L29 165V168L26 169V165H28ZM209 165H211L210 166L211 168L214 166V168H212V170H210L211 168H209ZM13 167H16V168L18 167V168L16 169V168H13ZM218 167L220 169H218ZM5 168H6V170H5ZM31 168H32V170L33 169L34 170L36 169V172L33 170L30 173L31 175H35L36 176V179H37L34 186H32L33 184H31V182H32V180L30 178L31 175L28 172ZM43 168L46 170V172H45V170ZM101 168H103V169H101ZM200 168L202 169V171L200 170ZM7 169H8L9 172H7ZM40 169H41V171L43 169V171L41 172ZM172 169H174V170H172ZM178 170H180L182 172H180ZM214 170H216V171H214ZM11 171H13L12 172V175H11ZM211 171H213V172H211ZM202 172H203V174L201 176H203V177L200 176V174ZM50 173L55 174L56 175V179H57L56 181H61L63 184L61 182H59V184H56L55 183L53 186L51 185L50 187H46V181L47 180H50V178H48V175ZM59 173L61 175L60 179L57 177V175ZM77 173H78V175H77ZM163 173L169 174V175H171V177H169V178L166 177L165 178L164 176H166V174L163 175ZM215 173H217V174H215ZM43 174H45V176ZM159 174H161V175H159ZM174 174H175V176H174ZM178 174H180V176ZM207 175H210V176L207 177ZM17 176H19V178H16ZM27 176H28V179L25 180V178H27ZM196 176L199 177V179H194ZM20 177H22V178H20ZM206 177L209 179V181H206ZM7 178H9V179H7ZM96 178H101L102 184L101 183L97 184V182H95L96 181ZM119 178H121V180ZM18 179H20V180H18ZM112 179L118 181L119 188H121V189L114 188L113 185L109 184L110 180H112ZM28 181H29V184L27 183ZM140 181H143V183L140 182ZM226 181H228V183ZM231 181H233V187H232ZM5 182H7V183H5ZM37 182H38V184H37ZM67 182H69V184ZM86 182L89 183V186L88 187L86 185H84ZM47 183H48V181H47ZM123 183H124V187H123ZM140 183H141V185H140ZM223 183H225V184H223ZM4 185H5V187L3 188ZM12 185H14V186H12ZM37 185H38V187H36ZM129 185L138 186L139 189H141L140 192H142L143 195L147 196L148 197L147 199H149V200H146L147 201L146 203L151 202V203H154L155 206L153 208H151L150 206H148L149 208L148 207H145V206L143 208H139V209L133 208V206H132L133 199H132L131 196H128V193L125 192V186H129ZM151 185H153V186L151 187ZM154 185H157L158 187L160 186L161 189H158V187L157 186H154ZM170 185L172 186V191H170V188H171ZM17 186H20V187H17ZM42 186H44V187H42ZM248 186L249 187L251 186V187L249 188ZM23 187H25V188H23ZM31 187H32V190H31ZM57 187H58V189H56ZM92 187H93V189H91ZM43 188H45V189H43ZM109 188H112L113 191H112V189H109ZM177 188L178 189L185 188L183 190L186 191V194L183 193L180 196L176 195V193L174 192V189L177 190ZM223 188L225 190H223ZM12 189H14V190H12ZM53 189H56V190H53ZM260 189L262 190V192H261ZM251 190H253V191H251ZM102 191L112 192L114 194V196H115L114 199L112 201H110V203L109 202H107V203L104 202V200H102V199L99 198L100 195L98 196V194L100 192H102ZM120 191H121V193H119ZM133 192L134 191H132V193ZM235 192H237V193H235ZM247 192H251V194H254L255 196H251V195H249V193L247 194ZM166 196L176 198V200H177L176 203L177 204L176 203H169V202H167L165 200ZM130 199H131V201H130ZM98 201H100V203H98ZM192 201H194L195 206H193V205L190 204V203H192ZM130 202H132V203L130 204ZM81 203H83V205H85V206H83ZM115 203H116V205H115ZM126 203H128V204H126ZM104 205H106L107 208L105 207L104 209L99 210ZM215 206H216V208H218L217 205H215ZM43 207H44V209L45 208L46 209H50V207H48L45 203H44ZM69 207H71V208H69ZM66 208H68V211H69V209H71V215H72L71 216V219H68L69 218V215H68V218L66 216L67 213H68ZM83 208H85V210ZM112 209H121V210H124L126 212H130V210H135V211L138 210V211L141 212V216H139V217L138 216H132L131 217L130 215H128L126 217L127 219L124 220V227H121V229L120 228L114 229L115 231L113 229H109V228H106L105 227V231H107L108 233H111L115 237V239L111 243V247L109 246V248H107V249H105V248H98L97 243L99 241V238L102 237V236H104V235H106V234H108V233L107 232L97 231L96 228H95V227H97V225L94 223V219L93 218L99 212L109 211V210H112ZM240 209L242 210V212H239ZM75 210H77L78 213L79 212L82 213V212L85 211L84 212V215L81 216L82 218H76L75 217V213H74ZM162 210H164V211H162ZM16 211L17 212H20L21 214H23L21 212V210H20L19 207L16 209ZM156 212L157 213L159 212V213L156 214ZM163 213H166L167 214V219H163V220L162 219H159V215H161ZM181 213H184L186 215L188 214L190 218L189 217H185V218L182 219L180 217L182 215ZM228 213H230V214H228ZM247 213L249 214L250 211H248ZM251 213L253 214L254 213V210H252ZM128 214H131V213H128ZM214 214H216L217 216H219V218L221 217L220 212H217V213H214ZM150 215H151V217H150ZM172 216H173V218H172ZM25 217L26 218L33 219L34 220V223H36V224L38 223V221L35 218L31 217L30 215H25ZM133 218H135V220H133ZM62 219H64V220H62ZM140 219H142V220H140ZM153 220H155V221H153ZM228 221H229L228 218L221 219L220 221H217V222L214 220V224H212L211 226H214L216 228L219 227L218 228L219 229L218 231L225 232V230H222L220 228H221L222 225L227 224ZM179 222H180V224H179ZM188 222H190V223H188ZM80 223H81V227L79 226ZM156 223L159 225L158 228H157ZM170 223H171V225H174L173 227H175V230H177L178 233H182L184 235V240H181V235L182 234H178V236H175L174 235V239L173 238L172 239H169L168 238V237H170V235L173 236V233L170 232L172 230V227L171 226L169 227V224ZM37 225H39V223ZM131 225H133V226H131ZM144 225H145V227H147L146 229H145ZM71 227H72V231H70ZM98 227H101V225H98ZM102 228H104V227H102ZM159 228H160V233H157L156 234V231ZM84 229H85V231H84ZM153 229H155V230H153ZM131 230H132V232H131ZM139 230H140V232H141V230L142 231H145L146 232V235L145 236L144 235H140L141 233H139ZM226 230H228V228H226ZM42 231L44 232L45 229L42 228ZM128 231L130 233H133L134 235L133 234L132 235L129 234ZM125 232H127V233H125ZM67 234H70V237H69L70 239H67L66 240L64 238L66 237ZM115 235H117V236H115ZM119 235H121V236H119ZM128 235H130L131 238H130V236L128 237ZM162 235H164V236H162ZM242 235H243L244 238L246 237V235L244 233H242ZM30 236H32V235L30 234ZM52 236H55L56 239L52 238ZM218 236L221 238L223 235H217V238H214L215 239L214 244H217L222 239V238L220 239ZM157 237L160 238V239H158ZM145 238H148V239H145ZM90 239H91V241H90ZM62 240H64V241H62ZM143 240H145L146 243H143ZM158 240H161V241L166 240V241L170 242L174 246V250L175 251L177 249H179V250H177L176 252L174 251V254L172 253V256H169L170 259L168 257H162V258L159 257L160 260L159 259L157 260L156 257L153 255V253L156 252L155 251V246L157 244L156 241H158ZM166 241H164V242H166ZM114 242H115V244H114ZM151 242H153V243H151ZM181 245H183V246L181 247ZM188 245H190V246L187 248ZM88 246H91V247H88ZM110 248H111V250H109ZM120 248H124L126 254L123 252V256L122 257L121 256H117L116 257L115 253H113V252L120 250ZM138 248H140V250ZM116 249H118V250H116ZM71 250H73V249H71ZM179 251H180V253H178ZM57 252L59 253V251H57ZM145 252L147 254H145ZM61 253H62V251H61ZM92 253H93V255H92ZM99 253H102V254H99ZM175 253H176V255H175ZM187 253H189V254H187ZM104 254H105V256L103 258V255ZM180 254H182V255H180ZM229 254H231V253H229ZM82 255H83V257H82ZM221 255L226 259V261L224 260V258H222ZM127 256H129V257H127ZM189 256H191V257H189ZM87 257H89V258H87ZM138 257H139V259H138ZM101 258H103L102 260H104V261H102ZM133 258H134V260H133ZM96 259L97 260L99 259V262L100 263L99 262L96 263L95 262ZM229 260H230V262H229ZM231 260H234L233 261L234 263ZM70 261H72V260H70V259H69V261L66 260V264L67 263H70Z\"/></svg>",
    "mask_w": 264,
    "mask_h": 264
},
{
    "label": "water",
    "instance_id": "3",
    "mask_svg": "<svg viewBox=\"0 0 264 264\" xmlns=\"http://www.w3.org/2000/svg\"><path fill=\"white\" fill-rule=\"evenodd\" d=\"M139 84H142V82H139ZM130 100H137L139 99L137 96L135 95H129L128 96ZM23 128V125L20 124V125H14V126H11V131H15V130H20ZM149 150V153L150 154H153L154 153V150H155V145H154V142H140L139 144H137L135 146V151L137 153H142V152H145ZM124 157L125 158H130L131 157V152L130 151H127V152H124ZM137 169L136 168H131V169H128L124 164H120V166L116 169V174L117 175H121L123 173H126V172H136ZM101 198H106L107 197V193H103L102 195H100ZM110 196V195H109ZM109 214V213H108ZM100 214L96 217V221L97 222H101V223H104V224H108L111 222L112 220V217L114 216V214ZM103 245V243H102ZM224 247H228L230 244L229 243H223L222 244ZM204 251H209L211 250V246L209 245H205L204 248H203ZM158 251L162 254H168L169 253V248L165 245V244H160L158 246Z\"/></svg>",
    "mask_w": 264,
    "mask_h": 264
},
{
    "label": "flooded vegetation",
    "instance_id": "4",
    "mask_svg": "<svg viewBox=\"0 0 264 264\" xmlns=\"http://www.w3.org/2000/svg\"><path fill=\"white\" fill-rule=\"evenodd\" d=\"M181 150L183 151L184 149L183 148H181ZM186 150V149H185ZM127 167V166H126ZM127 168H130V167H127ZM138 168V167H137ZM117 169V168H116ZM116 169H115V172H116ZM121 175H123V174H121ZM168 175V174H167ZM111 181V185H115L114 184V182H116L117 183V186L119 187V183H118V181H116V180H114V179H112V180H110ZM116 186V185H115ZM108 191H106V192H103V193H107ZM101 193V192H100ZM98 194V196L99 195H102L103 193H101V194ZM101 199V198H100ZM110 200H107V202H109ZM104 202H106V201H104ZM106 202V203H107ZM114 210H117V209H112V210H109L108 212H111V211H114ZM120 211V210H119ZM121 212L122 213H124V211H122L121 210ZM135 211H131L130 213H134ZM99 213H102V212H99ZM141 212L140 211H137L135 214H134V216H141V214H140ZM102 214H107V212H105L104 211V213H102ZM126 214V215H125ZM140 214V215H139ZM128 215H130V214H127V213H124V217H123V219L121 220V225H119V226H116L115 228H110V227H107V226H105V225H102V224H98V223H95V221H94V223L96 224V225H101L102 227H106V228H109V229H116V228H120L121 229V227H124V219H126V217L128 216ZM150 217H151V215H150ZM95 218V217H94ZM125 233H127V232H125ZM139 233H141V235H146V232L145 231H141L140 232V230H139ZM108 234H110L111 235V238L109 239V242H107V239H108ZM108 234H106V236H102V237H100L99 238V241H98V243H97V246H98V248H105V249H107V248H109V246L111 245V243L113 242V240L115 239V237L111 234V233H108ZM143 236V237H144ZM105 237H107V238H105ZM104 238V239H103ZM159 241H161V240H158V242ZM158 242H157V244H156V246H155V251H156V255L158 256V257H160V258H162L159 254H158V252H157V248L156 247H158ZM162 242H164V241H162ZM99 243H100V245L101 246H105V247H101V246H99ZM102 243H103V245H102ZM143 243H146V241L145 240H143ZM165 243V242H164ZM165 244H168V243H165ZM168 245H170V244H168ZM107 246V247H106ZM171 246V245H170ZM172 248V247H171ZM101 250V249H100ZM103 250V249H102ZM115 253V255L116 256H123V252L122 251H115L114 252ZM172 255V252H171V254L169 255V256H171ZM169 256H167V257H169ZM159 258V259H160Z\"/></svg>",
    "mask_w": 264,
    "mask_h": 264
},
{
    "label": "crops",
    "instance_id": "5",
    "mask_svg": "<svg viewBox=\"0 0 264 264\" xmlns=\"http://www.w3.org/2000/svg\"><path fill=\"white\" fill-rule=\"evenodd\" d=\"M84 19V18H83ZM79 29H81V28H79ZM34 35V34H33ZM35 36V35H34ZM64 65V64H63ZM65 65H66V63H65ZM66 66H70L69 64L68 65H66ZM141 82V81H140ZM138 84H139V82H138ZM143 84V83H142ZM143 142H145V141H143ZM102 247H105V246H102Z\"/></svg>",
    "mask_w": 264,
    "mask_h": 264
}]
</instances>
